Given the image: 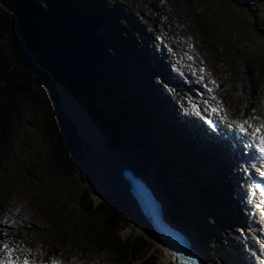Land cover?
<instances>
[{"label": "rangeland", "instance_id": "obj_1", "mask_svg": "<svg viewBox=\"0 0 264 264\" xmlns=\"http://www.w3.org/2000/svg\"><path fill=\"white\" fill-rule=\"evenodd\" d=\"M121 1L123 4L126 2V0ZM133 1L136 2L137 5H140L141 0ZM109 2L112 4V6H119L117 0H110ZM201 2L206 3V9L198 14L196 9ZM157 4L160 6L165 5L167 7V12L163 13L162 15H169V13L173 14L174 20L176 21L175 23L178 25V27L182 28L185 26H190L192 28L191 33L196 37L199 47L207 55L210 65L216 70L217 74L225 83L223 90L231 107H243L248 102L253 101V106H260L263 108L264 73L262 71L257 72L256 70L258 68H262L264 71V67L259 65L257 62L252 64L250 60L245 61L242 59L240 60V68L237 69V73L241 77V80H235L231 73L234 69V67L231 65V51L235 45H239L252 47L255 51L259 52L260 55L264 53V0H250L248 7L238 5L234 3L233 0H157ZM44 7H48L46 2H44ZM42 11H44V9H42ZM153 14L156 15L157 12L153 11ZM35 16L37 17L38 15ZM116 16L119 18V15ZM160 18L162 20H166L167 17L160 16ZM0 21L2 26L7 29L9 21L8 13L0 10ZM203 21H206L208 25L203 26ZM159 27L160 25L157 26L152 36L159 32ZM121 30L120 33L123 32L122 28ZM9 41V35H3L5 53L7 54V57L12 59L13 56L11 52L13 49L11 48ZM26 62H28L29 66H26ZM35 62L37 63L36 59H34L32 56L29 59H26V61L24 59L22 60V58L20 59V62L18 61V63H21V67L19 65L18 70L21 71L22 68L23 72L25 71V73L28 75L30 74L35 82V89H38L39 93L42 95V101L40 105L35 106L33 103L27 100H22L24 101V105H22V107L19 106L20 113L17 115V121L23 123V128H19L18 135L15 136V142L20 144V154L28 155L29 152H32L33 154H39L46 158L44 150L46 143L43 140L35 141L33 143L35 148H31L29 146V141L21 139V137L30 135V131L26 128L31 129L36 127V125H40L43 119H45L44 112L51 111V108L53 109V107L55 108L53 105V98L51 97L52 93L49 92L51 87L47 86V83L50 81L48 82L47 78L46 80L43 79V77L36 75L31 69V63ZM223 66L228 67V69L224 72L222 71ZM47 67L52 71L50 66ZM52 75L55 78L59 77V75L54 70L51 72V76H49L52 77ZM67 81L69 80L67 79ZM243 81L246 82L249 87L252 86L257 91L254 100L251 98L248 99V101L246 99H244V101L238 100L237 93L239 92V86ZM51 84H53V81ZM235 86H237V90L234 89ZM144 101L145 103H149L148 97L145 95ZM97 102L102 103L100 100ZM101 105H96V108H99ZM116 144L122 149L119 143ZM129 145L127 144L128 147ZM82 146L83 149L86 150V160V157L90 155L91 150L90 147L85 148L83 144ZM12 154L16 155L15 150L12 152ZM142 164H146V162H142ZM77 169L76 176L81 180L82 185L86 186L84 188H88L91 198L96 203L102 202L101 199H99V196L94 193L93 188L95 182L92 181L94 185L90 183L89 168L83 159L80 160L79 167ZM23 171L24 170L19 168L14 169L13 176L16 178L9 176L8 179H6L0 186V201L3 197H6V199L9 201L8 204L15 206L12 212L17 213L21 210L23 213L21 216L22 219L28 220L27 224L31 226L29 230H25V232L21 234L22 237L33 245H43L47 251H62L65 256L72 255V260L78 257L77 260L83 259L85 262H87V264H95L98 262L97 258L99 256L95 250L87 249L89 254H81L80 252H77L76 250H73L69 247L57 245L56 242L52 240L51 235L56 234L57 230L52 224H48V219H51V217L48 215V211L50 210L52 204H56L58 206V210L60 209L62 212L66 210V216L72 217L74 215V219L81 224L98 223L107 227H109V225L106 222L99 220L98 217L100 216L89 214L90 217H88V214L79 209L77 207V203L69 197L71 196V189L65 186L62 182L57 181L55 178H53L52 182L44 188L46 197H41L42 195L40 193L37 194V192L29 185L28 181L24 179L25 177L23 176ZM78 171H80V174ZM149 171L152 173L150 169ZM20 174L24 178L21 176L17 178V176ZM83 180H86V184ZM113 183L119 185L118 180H115ZM76 184L77 183H75V186ZM59 186L62 189H60ZM170 189L172 190L173 188ZM180 197L182 198L181 194ZM122 198V203L124 204V208L128 214L126 217L129 219V221H126V223L120 227L121 231L118 233L123 237L133 232L139 234V236L143 237L147 242H150L153 245L152 256L154 257V262L158 259V264H172L167 255L161 249H157L155 241H152L145 236L143 233L145 230L141 228L139 222L134 220V210L130 207V205H128L124 195H122ZM176 209L179 211L182 210L180 204L176 207ZM9 215L10 213L8 216ZM181 215H183V212H181ZM198 215L201 217L200 214ZM201 218L206 220V216ZM5 221L6 219L0 218V223H4ZM199 221L202 220H198L197 222L190 221V224L193 226L196 224L195 228H197ZM215 235L217 237L216 232ZM198 240L200 241L201 237L200 239L198 237ZM136 241L140 240L137 238ZM206 244L209 246L210 243L206 242ZM218 246L223 247V244L219 243ZM220 264L223 263L220 262Z\"/></svg>", "mask_w": 264, "mask_h": 264}, {"label": "bare ground", "instance_id": "obj_2", "mask_svg": "<svg viewBox=\"0 0 264 264\" xmlns=\"http://www.w3.org/2000/svg\"><path fill=\"white\" fill-rule=\"evenodd\" d=\"M48 1H50L51 4H55L58 7H61L58 14L65 15L62 12V9H64V7L62 8V4H63L62 2H70L71 0H48ZM73 1L75 2L72 3L73 5L70 7V9L73 8L76 11H78L80 0H73ZM104 1L106 0H100L101 3H103ZM152 2H154L155 4V0H153ZM117 3H119V6H112L111 3L108 4L110 19L111 20L116 19L117 21L116 27L112 30H108V28H103V33L105 35V41L111 49L109 50V52L114 57V59H117L124 74L130 78H133V75L130 70L132 66H134L136 73L139 74V78L141 79V76H142L141 70H143L145 74L144 75L145 86L148 89V92L150 93V95L153 97V99L158 101V103L161 105L163 112L166 114H169V113L171 114L173 109L178 111V113L183 117L185 121L193 124L200 131V135L196 136L200 144H205L206 141H210V140H213L216 143L222 141L228 148L229 154L231 155L233 161H236L237 159L243 160V158L246 155L255 156L258 159V162L253 167V171L255 175L253 176L254 185L251 187L252 194H254L255 186L259 187L261 185V178L264 175V153L254 152L251 149V146L249 145L248 139L239 137L238 135L233 133L230 129L224 128L218 125L205 124L201 118L191 115L189 111H184L182 107L180 106V104L173 101L172 98L168 94L165 93L162 87H158V85L155 84L154 77H155L156 67H158L161 64H164L165 62L164 59L165 60L167 59L168 64H169V70L172 74L173 80L176 83H182L186 87H190V88H193L194 90H198L194 81L177 74L176 69L171 63V59L168 54V51L165 48H163L161 45L156 44L154 40L150 37L149 32L147 34L146 26L151 23L154 24L157 20H159V17H152L150 14L148 15L144 14V9H146L147 7L148 0H143V3L140 7H135L134 3L131 1H127L125 4H120L122 3V1L117 0ZM52 7L53 6L48 5L47 7L48 13H50ZM26 8H27V5H26ZM153 8L157 10L158 13L165 12L166 10L164 6L153 5ZM69 10H67V12ZM83 10H85L84 12H86L85 18H88L91 15V11H89L88 9L86 10L85 7H83ZM118 13L120 14L119 18L116 16L118 15ZM100 14L102 16H105V12L103 8L100 9ZM94 16L96 15L94 14ZM85 18H84L83 23L88 22V19H85ZM81 21L82 20L79 19L78 23L80 24ZM172 21H173V17L170 16V22ZM121 28L123 29L122 33H120ZM170 31L173 34H176L179 31L175 23L172 24ZM186 31H187V28L182 29V32H186ZM40 53L42 55L44 54L45 58L49 60V58L46 57L45 53L42 50H40ZM54 68L58 72V74L61 75L62 83L68 84L66 77L62 74L61 70L55 64H54ZM118 69L119 68L117 67V65L113 63V66L110 70V77H113L117 73ZM224 70H225V67H224ZM100 73H101L100 75L103 77L104 85L97 79H96V83L104 87V92L102 94V99L104 101L102 100L101 104L103 103L107 104L106 102L108 101V98H109L108 94H111V93H109V89L108 87H106L107 76L105 72L102 71ZM246 88H247V84H244V86L241 87V90L238 93L239 98H241L242 96H246L245 94ZM253 91L256 92L254 88H253ZM73 92L76 95L81 96L80 93L75 92V91ZM104 109H105V106L101 105L99 108L93 109V110H96L97 113L91 111V114L93 116H96V114H98L99 117L104 118L106 117ZM131 125L134 127L138 126L134 120H131ZM114 133H115L114 135L115 139L127 151H129V153L132 156L135 157L134 152L129 148L130 146L128 147L127 144L125 143L127 138L125 136V132L123 131V129L119 128V130H114ZM162 133L164 135L166 134V137H167V135L175 133V132L171 129V127L167 126L166 130ZM166 141L171 142L170 139H167ZM83 145L85 148H89L87 144L83 143ZM90 150H91V153L89 156L86 157L85 162L89 168V175H90L89 178L91 181L95 182L94 193L97 194L99 198H101L102 196L103 197L106 196V193L111 192V191L124 195V197L126 198V201L130 205V207L134 210V213H133L134 220L141 223L142 222L140 218L141 215L140 213L138 214L137 211L135 210L136 208L134 207L132 200L129 198L128 191L125 189V185L122 183V180H123L122 175H121L122 171L120 170L123 168V159L120 157H117L114 159L110 154H107V151L99 152V151L93 150L92 148H90ZM121 151L124 153L123 150ZM172 157L178 163L179 167H181V164L184 160L183 155L179 153L178 151H176ZM128 160L131 164H133L131 159H128ZM154 160L158 167H162L163 164L161 163L160 160H157L156 158H154ZM203 162L205 164L203 165L202 168L195 167L193 169L194 173H196L197 177L202 179L208 185L212 184L214 186L219 196L222 199H225L229 208H232L231 210L232 213L237 212L239 209V206L238 204H235V202L233 201V197L231 195L232 191L235 188V185L233 186L229 185V177H228L229 172H230L229 169L224 168L217 160H215V158L211 156H208L206 159L203 160ZM133 167L137 170L139 168L136 166H133ZM144 169L149 171V169L145 166H144ZM151 175L154 178V180L157 182L159 188L165 194L164 188L158 176L152 173ZM115 180L119 181V185H117L116 183H113ZM184 183H185L186 191L188 192L191 191L192 186L186 178H184ZM175 191L177 190L175 189ZM216 192L214 191V193L217 196ZM181 196L182 198L180 197V193L178 191L174 193V191L170 189L169 198L167 196H164V199H163L165 211L171 217H174L177 219L178 224L182 228L185 229V232L187 233L188 236L195 239L196 241H199L198 240V237H199L198 226L197 228H195L196 224H194L195 226H193L190 223L188 226L184 225V222H183L184 220L182 219V215L178 211H176V207L179 205L178 200H182L184 202V205H186L188 208L193 210L194 218L191 222H197L198 220H202L203 222L199 221L198 223L207 231L211 230V232L209 233L206 239H203V236L200 235L201 240L199 243V248H200L202 257L208 259V261L211 264H215L216 258H210V256H206L207 249H209L210 252H212L214 249V247H212L211 245L212 241L220 242L218 239L219 237L228 238L231 240L233 239L231 235L224 234L220 230L215 229L212 226V224L208 221L207 218L206 220H203L201 218V217L206 216V214H205V210L203 206L201 205L198 199H196L193 196H192L193 198H191L187 193H183V194L181 193ZM219 196L217 197L219 198ZM247 197H248V193L245 190L246 207H247ZM223 210L226 215L230 214L228 212V207L225 204H223ZM197 213L200 214L201 217ZM19 225L22 226V224H19ZM215 232L217 233V237L215 235ZM143 233L148 239L153 238V236L148 230H146L145 232L143 231ZM206 242L210 243L209 246L206 244ZM156 246L158 245L156 244ZM41 247L42 246L37 245L36 248H34V251L36 252L38 250L40 253ZM77 249L80 250L81 246H79ZM239 257H240V254L237 249V251H234L229 256H227V258H230V260L227 258H223V259L226 261H232L233 264H235V262L233 261L237 260V264H241L242 260H239ZM68 264H78V262L71 261Z\"/></svg>", "mask_w": 264, "mask_h": 264}, {"label": "trees", "instance_id": "obj_3", "mask_svg": "<svg viewBox=\"0 0 264 264\" xmlns=\"http://www.w3.org/2000/svg\"><path fill=\"white\" fill-rule=\"evenodd\" d=\"M24 2L25 5H27L26 9L30 12L29 7L33 5L34 0H0V10L9 15L7 29L2 26L0 21V174L3 168L8 173L11 169L23 165L25 166L27 174L33 180H44L46 186H48L53 178H55L65 186L70 187L71 197L78 201V205L88 214L87 216H90L89 214L93 215L98 213L104 215L109 220L100 218L101 221L109 225L106 231L108 232L109 243L114 247L115 253L120 258V261L122 260L124 261L123 263L132 264V259L142 255L145 256L146 242L140 237H136V239L138 238L140 241H136L132 236L123 238L118 232L120 227L128 221L127 218L105 202L96 203L91 198L88 188L85 189L81 180L76 176L77 167L72 160L71 154L67 148L64 147L58 131L55 113L52 108L51 111L44 112L45 119H43L40 125H36V127L31 129L26 128L30 131L29 136L21 137L22 140L29 141V146L31 148H35L33 144L35 141L43 140L46 143L44 148L46 158L39 154H33L32 152H29L28 155L19 153L20 144L15 142V136L18 135L19 128H23V123L17 121V115L20 113L19 106L22 107V105H24V101L22 100H27L35 106L40 105L42 101V95L39 93L38 89H35V82L30 74L28 75L25 71L23 72L22 68L21 71L18 70L21 64L18 63L21 59L20 55L22 54L25 60L28 59L27 56L29 58L32 56L38 63H31L35 70L47 78L51 83L52 81L53 83H60L59 77L55 78L53 75L50 77L53 70L56 73L57 71L49 64L44 54L42 55L38 50L36 43L37 38H42V35L46 38H50L54 44L61 46H66L70 41L74 42L76 40H81L79 33L73 31L71 28V24L76 26L81 25L74 21L72 17L68 16L69 11L67 12L75 1L62 2V8L64 7L62 12L65 15L58 14L61 7L51 4L50 1H48L49 6L53 7L50 13L44 9L41 13L42 18H36L35 23L37 27L30 21L24 7ZM31 8L35 9L32 15H38L40 9L42 10L41 3L40 6L34 4L30 9ZM70 10H72L73 15H76L78 12L73 8ZM16 13L18 14L19 28L24 34L26 48L23 47L22 44H19L16 37L13 38L12 21ZM85 19H89V17ZM5 34H8L10 37L9 43L13 49L11 52L13 56L12 59L7 57L5 53V44H3V35ZM82 46L83 45L78 43L77 46H71V48L76 49ZM48 48L57 50L56 46L51 44H48ZM28 51H30V54ZM68 55L70 57L72 56L71 61L77 69L83 72L84 69L88 72L93 71L88 61L81 60L76 52ZM47 66H50L52 71L49 70ZM87 68H89V70ZM76 79L82 84H88L87 79H83L81 74L77 73ZM73 85L76 86L75 83ZM125 143L129 144L127 139ZM129 148L132 150L131 146ZM14 150L16 155L12 154ZM75 183H77L76 186ZM172 190L174 193L177 192L175 189ZM201 204H206V202ZM209 233L210 231H208V235ZM145 261L150 262L147 258Z\"/></svg>", "mask_w": 264, "mask_h": 264}, {"label": "water", "instance_id": "obj_4", "mask_svg": "<svg viewBox=\"0 0 264 264\" xmlns=\"http://www.w3.org/2000/svg\"><path fill=\"white\" fill-rule=\"evenodd\" d=\"M233 1L237 4H244L246 6L249 4V0ZM199 7L202 11H204L206 9V3L201 2ZM12 33L13 38L16 37L19 44H22L23 47L26 48L24 34L19 28V19L17 13L13 16ZM28 52L30 54V51ZM20 57L22 60H25L22 54ZM27 58L29 59L28 56ZM27 65L29 66L28 62H26V66ZM31 69L36 75L46 79L42 74L35 70L33 66H31ZM47 86L51 87L49 92L52 93L51 97L53 98V105L55 106V108L53 107V110L55 113L59 134L64 147H66L71 154L72 160L77 168L79 167L80 160L83 159L85 161L86 150H84L82 146V144L85 143L95 151H107V154H110L114 159L117 157L122 158L123 168L118 170L124 171L125 169H133L136 171L133 165L129 162L128 157L121 151L120 147L114 141V137L109 132V130H107V128H105L66 87L58 82L53 84L49 82L47 83ZM78 173L80 174V171H78ZM83 181L86 184V180ZM89 181L93 184L90 178ZM99 199H101L102 202H105L111 208L120 211L125 217L128 216L127 211L124 208V204L122 203V194L111 191L106 193V196H102ZM127 220L129 221L128 218Z\"/></svg>", "mask_w": 264, "mask_h": 264}, {"label": "snow or ice", "instance_id": "obj_5", "mask_svg": "<svg viewBox=\"0 0 264 264\" xmlns=\"http://www.w3.org/2000/svg\"><path fill=\"white\" fill-rule=\"evenodd\" d=\"M245 129H244V126L243 125H241L240 126V131H244ZM262 131H264V126H261V128H257L256 129V132H262ZM260 144H261V147H260V152L261 153H264V135H261L260 136ZM4 247H5V249H7L8 248V245L7 244H5L4 245ZM5 264H19V261L18 260H14L13 258H12V254H11V252H9V256H8V259L5 261ZM23 264H30V262L27 260V259H25V261L23 262ZM54 264H55V262H54Z\"/></svg>", "mask_w": 264, "mask_h": 264}]
</instances>
